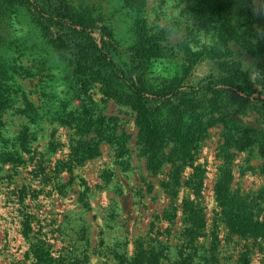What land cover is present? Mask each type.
Returning <instances> with one entry per match:
<instances>
[{"label":"rangeland","instance_id":"rangeland-1","mask_svg":"<svg viewBox=\"0 0 264 264\" xmlns=\"http://www.w3.org/2000/svg\"><path fill=\"white\" fill-rule=\"evenodd\" d=\"M78 1L98 4L119 43L131 44L137 13L123 8L122 0ZM142 1L147 35L173 27L178 29L170 34L173 41L185 33L199 0ZM252 8L264 15V0H252ZM230 20L242 25L246 18L233 10ZM2 26L0 264H32L37 238L46 239L54 256L82 264H239L241 251L248 252V264H264V239L231 233L217 196L226 177L229 197L264 213V155L255 131L243 134L213 115L204 119L203 132L195 136L189 130L183 137L187 149L167 139L154 168L129 102L79 96L26 10ZM253 29L249 37L257 39L261 27L254 23ZM177 50L176 57L153 65V81L181 69L184 52ZM262 63H248L245 70L257 75ZM84 122L91 125L78 131L76 125ZM89 143L98 147L93 157L76 155ZM190 211L204 217L200 252H213L208 261L198 255L185 260L180 251L187 231L194 229L186 218ZM26 217L33 230L28 236ZM150 250L156 259L140 261L142 251L146 256Z\"/></svg>","mask_w":264,"mask_h":264},{"label":"trees","instance_id":"trees-1","mask_svg":"<svg viewBox=\"0 0 264 264\" xmlns=\"http://www.w3.org/2000/svg\"><path fill=\"white\" fill-rule=\"evenodd\" d=\"M122 1L123 8L137 13L134 38L126 47L115 38L109 17L98 4L78 0H0V49L4 46L2 22L15 17L20 9L26 10L67 68L79 96L99 102L120 97L132 105L149 165L154 168H158L160 160L156 157L167 139L180 145L181 150L187 149L183 137L187 138L189 130L195 136L203 132L204 119L213 115L215 121L232 124L243 134L255 131L259 135V153L264 155V15L253 14L252 0H199L186 20L190 25L185 27V33L173 41L170 34L178 31L173 27L147 35L142 0ZM233 10L246 18L244 24L231 22ZM254 23L262 31L255 40L249 37ZM177 49L184 52L181 69L171 78L153 81V65L176 57ZM259 60L263 69L257 75L245 70L246 64ZM249 118L254 122H247ZM89 125L91 122H84L76 127L84 131ZM226 140L233 142L229 136ZM97 149V144L89 143L84 149L77 148L76 155L90 158ZM227 181L225 177L217 188L226 226L241 237L264 239V213L242 207L238 199L229 197ZM186 218L193 222L194 229L187 231L180 251L185 260L198 255L208 261L213 252L209 256L200 252L204 217L190 211ZM23 230L26 236L33 231L28 217ZM211 235L215 241L217 234ZM31 247L32 264H82L78 258L65 262L66 257L54 256L44 238H37ZM145 254L142 251L140 261L156 259L151 250ZM248 258V252L241 251L237 263L248 264Z\"/></svg>","mask_w":264,"mask_h":264}]
</instances>
